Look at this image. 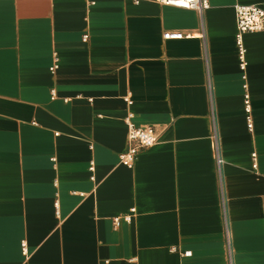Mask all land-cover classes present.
Here are the masks:
<instances>
[{
	"label": "crops",
	"instance_id": "crops-1",
	"mask_svg": "<svg viewBox=\"0 0 264 264\" xmlns=\"http://www.w3.org/2000/svg\"><path fill=\"white\" fill-rule=\"evenodd\" d=\"M207 1L0 0V264H264V0Z\"/></svg>",
	"mask_w": 264,
	"mask_h": 264
},
{
	"label": "built area",
	"instance_id": "built-area-1",
	"mask_svg": "<svg viewBox=\"0 0 264 264\" xmlns=\"http://www.w3.org/2000/svg\"><path fill=\"white\" fill-rule=\"evenodd\" d=\"M154 2L175 8H181L186 10H194L199 14H202L209 8L207 0H154ZM236 34L235 44L237 48V58L239 62V68L242 72L246 69V50L243 44V36L248 33L262 32L264 31V4L263 5H236ZM164 39L179 40L182 38H190L189 35H183L181 33H167L163 36ZM86 40V36L84 37ZM56 63V62H55ZM56 69V64L50 69L52 72ZM245 79V77H244ZM246 89V85H244ZM52 99L55 97V92H51ZM124 101L127 105H131V100L125 98ZM245 111L248 114L250 112L249 98L247 95L244 97ZM127 126V146L125 151L119 156V163L123 166L131 169L136 160V156L141 149L152 147L157 142V133L151 126L141 127L135 126L131 122V115L125 118ZM248 128H252L251 120L247 118ZM217 164L221 166V159L217 157ZM256 168V165H253ZM134 213V210H131ZM125 222H130L131 216H125L122 218ZM120 219H115L114 224L118 226ZM22 251L26 254L25 244H21ZM189 255V253H186Z\"/></svg>",
	"mask_w": 264,
	"mask_h": 264
}]
</instances>
